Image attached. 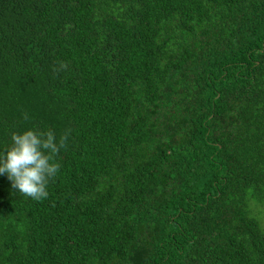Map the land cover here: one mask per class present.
<instances>
[{
  "label": "trees",
  "instance_id": "trees-1",
  "mask_svg": "<svg viewBox=\"0 0 264 264\" xmlns=\"http://www.w3.org/2000/svg\"><path fill=\"white\" fill-rule=\"evenodd\" d=\"M26 129L64 147L44 199L0 176V264H264V0H0Z\"/></svg>",
  "mask_w": 264,
  "mask_h": 264
},
{
  "label": "clouds",
  "instance_id": "clouds-1",
  "mask_svg": "<svg viewBox=\"0 0 264 264\" xmlns=\"http://www.w3.org/2000/svg\"><path fill=\"white\" fill-rule=\"evenodd\" d=\"M63 147V139L58 140L52 130L13 132L11 146L0 152V176H6L16 192L34 200L44 199L48 181L59 171L54 156Z\"/></svg>",
  "mask_w": 264,
  "mask_h": 264
}]
</instances>
